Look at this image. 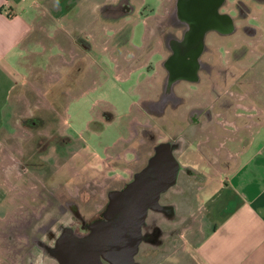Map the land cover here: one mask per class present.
<instances>
[{
    "label": "flooded vegetation",
    "instance_id": "1",
    "mask_svg": "<svg viewBox=\"0 0 264 264\" xmlns=\"http://www.w3.org/2000/svg\"><path fill=\"white\" fill-rule=\"evenodd\" d=\"M160 2L162 13L155 15L146 0H84L83 32L68 40V82L79 87L87 72L104 74L97 110L85 124L101 134L116 127L117 137L90 151L63 129L36 136L32 154L21 152L22 172L52 166L62 183L57 174L67 165L66 182L74 189L50 194L11 226L12 264H110L91 243L111 196L145 173L150 182L175 181L149 210L134 264L176 257L204 198L227 184L230 148L236 144L242 159L250 133L261 129L264 0ZM139 25L145 35L136 46ZM121 101L130 110L119 115ZM45 121L38 115L22 120L26 127ZM216 132L222 133L221 153Z\"/></svg>",
    "mask_w": 264,
    "mask_h": 264
},
{
    "label": "rangeland",
    "instance_id": "2",
    "mask_svg": "<svg viewBox=\"0 0 264 264\" xmlns=\"http://www.w3.org/2000/svg\"><path fill=\"white\" fill-rule=\"evenodd\" d=\"M146 4L156 10L155 15L162 13L160 0H146ZM84 8V0H46L41 9L43 14L34 35L35 40L27 41V65L22 68L24 80L12 92L10 104L6 108V124L0 132V264H12L15 261L12 244L7 238L11 234V226L23 220L32 210L35 211L47 203L50 194L57 190L66 193L67 190L74 189L66 182V178L70 177L67 174V165L61 166V173L57 174L63 184L55 180L56 174L52 166L48 171L22 172L18 165L21 152L32 154L37 149L34 142L36 136L52 135L55 131L61 133L63 129L66 135L75 137L90 151H98L102 144L108 145L117 137L116 127L108 128L101 134L99 131H89L85 124L89 115L97 110L95 100L101 97L100 87L106 79L104 74L98 71L87 72L79 87L70 86L68 82L70 46L65 29L75 27L74 35L79 31L77 28L84 29L82 19L84 12H87ZM144 35L145 27L137 26L133 44L142 45ZM34 41L37 42L34 44ZM35 52H40L41 56L35 57ZM96 54L98 57L101 55L99 51ZM50 55L55 57L51 58ZM103 61L107 60L104 58ZM106 68L108 73L112 72L110 66ZM117 84L125 88L124 84ZM121 102L117 111L119 115L130 110L128 102ZM37 115L46 120L42 126H24L23 119ZM54 120H59L60 124H54ZM215 193L214 189L212 195H207L202 201L206 208L210 209L209 201ZM201 212L194 215L195 220L183 235L184 241L178 244L176 253L174 254L173 248L169 249L170 255L174 254L176 257L170 256L164 260L162 256L156 255L149 264H184V259L192 257V246L198 238Z\"/></svg>",
    "mask_w": 264,
    "mask_h": 264
},
{
    "label": "crops",
    "instance_id": "3",
    "mask_svg": "<svg viewBox=\"0 0 264 264\" xmlns=\"http://www.w3.org/2000/svg\"><path fill=\"white\" fill-rule=\"evenodd\" d=\"M45 1L0 0V132L6 124L12 92L24 80L27 41L35 40ZM74 31L75 27H67L65 34L69 37ZM262 44L264 47V39ZM39 53L35 52V57L41 56ZM215 136L220 142L215 151L221 153L222 133ZM250 137L242 159L236 144L230 148L234 161L223 178L227 184L216 186L210 209L202 203L193 256L184 264H264V122ZM218 171L223 172L220 167Z\"/></svg>",
    "mask_w": 264,
    "mask_h": 264
},
{
    "label": "water",
    "instance_id": "4",
    "mask_svg": "<svg viewBox=\"0 0 264 264\" xmlns=\"http://www.w3.org/2000/svg\"><path fill=\"white\" fill-rule=\"evenodd\" d=\"M145 173L138 182L111 196L105 221L101 222L91 249L110 264H134L141 231L149 210L158 205L162 192L175 181L150 182Z\"/></svg>",
    "mask_w": 264,
    "mask_h": 264
}]
</instances>
